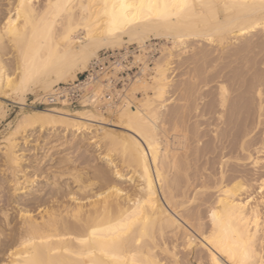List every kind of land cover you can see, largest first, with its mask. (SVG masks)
Segmentation results:
<instances>
[{"label": "bare ground", "instance_id": "6f19581e", "mask_svg": "<svg viewBox=\"0 0 264 264\" xmlns=\"http://www.w3.org/2000/svg\"><path fill=\"white\" fill-rule=\"evenodd\" d=\"M5 2L6 13L0 17V120L6 114L4 100H12L21 111L13 124L4 125L5 133L0 138V172L10 178L11 197L21 194V198L34 202L36 209L31 211L16 202L14 224L9 219L8 210H0L3 227L0 243L7 242L6 254L0 259V264H178L176 244L171 242V247L166 244V239L171 238L172 241L178 234V237L182 235L181 246L177 244L182 252L190 255L195 248L201 247L207 262L208 246L204 237L215 231L217 243L223 241L224 245H230L235 242L233 230H238L245 240L252 241L255 250L253 260L255 264H261L264 255V196L260 193L264 182V131L263 141L259 147L253 148V153L247 148L248 141L244 140L250 133L244 132L238 142V149L244 156L239 159H245L252 172L258 174L255 180L225 179L223 166L229 159L222 161L223 158L220 159L218 177L212 175L211 185L204 176V179L201 177V186L193 192L191 203L209 189L213 190V197L206 201V218H200V214H183L180 217L191 228L190 232V228H184L169 210L176 213V207L185 204L189 196L185 192L184 201L176 200L178 194H183V185L188 180L190 155L197 156L199 152L197 134L200 126L195 122L192 125L191 138L195 139L192 142L195 141L196 146L191 150L189 130L186 132V125L184 131L181 128L187 121L183 118L189 114L185 113L189 110L186 107L190 108L188 105L191 103L184 101L186 107L177 106L178 109L168 111L175 77L171 76L174 71L172 59L176 52L178 55L194 52L201 65L213 54L221 59L224 52L230 58H243L250 53L252 56L256 50L264 53V12L259 6L260 0H188L191 7L183 11L154 9L149 12L145 9L135 19L131 11L126 18L119 14L115 18L106 14L105 0ZM112 2L108 0L109 4ZM115 2L119 4V0ZM125 2L139 3V0ZM156 2L172 4L174 0ZM57 3L70 7L59 10L49 7ZM151 38L158 41V48L147 45ZM201 43H206L205 48L200 47ZM125 44L136 45V53L130 54L132 64L139 70L133 77H128L124 88L117 90L100 80L87 85L74 108H69L73 104L65 99L56 106L42 105L46 96L58 92L57 86L74 82L78 74L86 72L100 51H121ZM230 46L232 49H227L230 50L227 52L226 48ZM155 51L158 56L150 61L147 54ZM128 54L126 50L123 57ZM7 55L14 63L11 71L3 60ZM249 61L246 58L240 62L244 73L240 70L231 76L240 84L246 73L255 68ZM261 65L262 69L249 74L250 79L245 78L249 80L246 84L249 85L248 90L257 100L254 102L255 114L260 120L264 118V61ZM112 69L111 76L117 78L122 68L114 66ZM202 70L204 74L207 72L205 68ZM193 72L186 78L188 83L179 81V88L200 83ZM215 89V104L219 108L216 109L217 121L221 122L226 109L230 108V122L236 124L238 119L235 121L232 117L236 119L241 110H250L253 95L248 93L250 100L244 98L246 93L243 98L242 95L237 96L235 98L240 99L231 100L228 107L230 91L222 79ZM28 96L31 97V106L28 111H23L28 105ZM193 108L190 112L195 115L198 106ZM105 114L114 118L125 132L118 133L92 124L107 120ZM58 128L62 129L63 138L70 135L65 144H74L80 137V142L93 147L97 152L96 159L104 163L105 168L94 171L95 179L103 183L98 192H92L88 179L82 181L75 173H68L75 190L70 189L67 183H58L66 169L49 178L51 182L46 179L43 185H37L35 175L31 177L34 179L24 178L23 150L18 148L19 139L26 144L28 141L24 136L27 131L41 133ZM213 132L214 136L218 134V126ZM62 159L63 165L71 162L69 156ZM236 161L240 160L236 158ZM115 179H122L127 186L123 187ZM251 183L257 187L255 194L251 192ZM229 212L235 216L231 228L228 225ZM202 220L206 221L205 226ZM222 259L225 264H232L227 256H222Z\"/></svg>", "mask_w": 264, "mask_h": 264}, {"label": "rangeland", "instance_id": "374dc122", "mask_svg": "<svg viewBox=\"0 0 264 264\" xmlns=\"http://www.w3.org/2000/svg\"><path fill=\"white\" fill-rule=\"evenodd\" d=\"M5 9H6L5 0H0V17H3L5 15V13H6ZM148 44H151L152 48H158V41L157 40H153V38H151V40L149 42H147V45ZM193 45H195V44L193 43ZM201 45H203V46H201ZM205 46H206V43H201L200 44V47H202V48H205ZM123 47L124 48L121 51L125 52L127 50L129 54L130 53H132V54L136 53L135 52L136 51V45L125 44ZM231 47L232 46H230L229 48L227 47L226 51L229 52L230 50L228 51L227 49H230ZM152 48H150V51L152 50ZM206 49H210V48L207 47ZM104 51H107V50H103V51H100V52H104ZM121 51H116V52H121ZM193 53L188 51L185 54L178 55L179 52L178 53L176 52L175 53L176 56L172 59V64H173L172 65V67H173L172 70H174V71H173L171 76L172 77L175 76V77L173 79L174 82H173V85H172L173 87L171 88L172 90L170 89V93H172L173 95L169 94V97H170V100H171V103H170L171 105L168 106V111H173V110H175L177 108V106L178 107L179 106L180 107H186V106H184V104H185L184 101H187V104L191 103L190 105H188V106H191V107L190 108L186 107V110H187V108L189 110L185 112V113H187V114L189 113V114L187 116L185 115V117L183 118L184 121L187 120L188 122L187 121L184 122L183 120H181V121L184 122V125H183V122H182L183 126H181V128L183 129L182 131H184L185 125H186V128H187V129L185 128L186 132L188 130L190 131L192 129V127H193L192 125H194L195 123L197 124L198 127L200 126L198 128L199 131H198V134H197V137H198L197 139L200 140L199 146H198V148H199L198 151L199 152L196 153L197 156L192 155V154L190 155L189 170H188V174H189L188 180H187L186 185H183V189H182L183 194L182 193H181V195L178 194V198L176 200H177V202L184 201V198L186 196L185 192H187V196L188 195L189 196L186 197L185 204L178 205L176 207L175 212L177 214L172 212V210H169L170 213L173 216H176V218L184 226V228H186L188 230H189L190 227L180 217L184 216L183 214H186L187 216H189V214L190 215L191 214H193V215L196 214V215L199 216V214H200V216H199L200 218H202V219L206 218V207L208 205L207 202H209L212 199L213 190L209 189L207 191V193H204L202 196L201 195L197 196L198 198H196V200L193 201L194 203L193 202L191 203V200L193 199V196H194L193 192L198 190L200 188V186H201V183H202L201 177L204 176L205 180L207 179L206 181L209 183V185H211L212 184L211 182H213L211 180L212 178H214V177L217 178L218 177L217 174L220 171L219 163H220V159L221 158H223L222 161L229 159L228 162L223 166V171L226 174L225 175L226 176L225 179H234V177L235 178H243V180L245 182H247L249 180H251V181L253 179L255 180L258 177V176H256L258 174H255L254 172H252V169L250 168L249 163L247 161H245V159L244 160L239 159V158H242V157L244 158V156L241 154L242 152L238 149L239 148L238 147V142L241 140L242 136L244 135V132H245V134H246V132H248L247 134L250 133L246 138H244V140L248 141V142L246 141L247 142V148H248L249 151L252 150V153H253V148L259 147L261 142L263 141V135H262L263 133L262 132L264 131V118L260 120V119L257 118V116L255 114V107H256L255 103L257 102V100L255 101V96H254L253 92L251 94V90L250 91L248 90L249 89V85H246L249 82L248 79H250L249 78V74L251 75L252 72L262 69V67H261L262 65L261 64L264 61L263 60L264 59L263 58L264 57V53H262L263 54L262 55L261 53H259V51L256 50V51L253 52L252 56L250 55L251 53L249 55L246 54V57L245 56L243 57L244 59L243 58H237V57H236L237 59L234 58V57L230 58V56L227 55L226 52H224L223 57L221 59H218V56L213 54V55H211V57L209 56V59L207 58V60H206L207 62L206 61L202 62V65H201V61L199 62V59L196 58L193 55ZM132 54H130V55L132 56ZM157 56H158V54L156 53V51L153 52L152 54L151 53L147 54V57L149 58L150 61L153 60L154 57H157ZM246 58H247V61H249V59H250L251 62L250 61L249 62L252 64L251 66H253V68L254 67L255 68L251 69L252 72L249 71V73L248 72L246 73L245 78H248V79L244 78L245 81L243 79V81H241L242 84H240L239 80H237V79H235V78H233L231 76H233V74H235L238 71H239V73L242 71L241 70L242 69L241 68L242 65L240 64V62L245 60ZM3 60H4V63L6 64L7 68L10 71L13 70V66H14L13 64L14 63L11 60V58L8 57V55H7V56L3 57ZM192 61H194V62H192ZM196 61H197L198 64L196 63ZM214 61H216L217 64ZM204 63H205V65H204ZM203 65H204V67H202ZM206 66H207V68H206ZM195 67L199 70L200 73L198 72V70ZM192 68H195V69H192ZM200 68H202V69L205 68L207 70V72L204 74L203 72H205V71L200 69ZM214 68H215V70H214ZM256 68H257V70H255ZM192 70H194V72ZM190 71L195 73V74H193V76L196 75V78H197L196 81L200 82L199 84L197 82H195L197 84H194L196 86V88H198V89L194 88L195 87L194 85L190 86L191 89L188 86H186V88L185 87H180L179 88V86H180L179 83L180 82L188 83V80H186V78L188 79V76L192 75V72H190ZM244 71H242V73H244ZM186 72H187V74H186ZM198 74L201 76V77H199L200 79L198 78ZM221 79L226 84L228 92L230 91L229 92L230 95H228L229 96L228 97L229 98L228 101L229 100L230 101H229V103L227 102L228 103V107H230L229 104L231 105L232 101L234 102V101L240 99V97H238L236 99L235 97H237V96H241L242 95L241 97L243 98L244 97L243 95L246 93L244 98L248 100L249 98H247V97L250 96V95H248V93L250 92L249 94L253 95L251 97V99H252V102H251L252 104L251 105L253 106V109L251 108L252 106L250 105L251 106L250 110H248L247 112H245L244 110L243 111L241 110V112H240L241 114L239 113L240 115H237L235 117L236 119H234L232 117V120L236 121L238 119L236 121L237 122L236 124H235L234 121H232V122H234V124L230 122L231 121V117H230L229 111H228L230 108L228 110L226 109L227 113L224 114L225 116L223 118L225 120L222 119L221 122L217 121V114H218L217 112L218 111L216 109L219 110V108H218V106H216L217 100H216L215 95L217 96V92H216L215 88H217V83L219 81H221ZM201 82H203L205 84H203ZM203 85H205V88H204ZM245 86H246V88H245ZM187 87H188V89H187ZM122 88H124V86ZM122 88H119V89L116 88V89L117 90H121ZM200 88L202 90H200ZM182 89H185V90H182ZM195 89L197 90V92H196ZM188 91H190V94L188 93ZM236 92H237V94H236ZM191 96H193V97L191 98ZM138 97L140 98L141 96L139 95ZM199 97H201V98H199ZM178 98L182 99V100L180 101ZM174 99H175V101H174ZM187 99H189V101ZM190 99H192V101ZM30 102H31V97L28 96L27 97V104L28 105L24 108L23 111H26V110L28 111L29 110V107L31 106ZM13 104H15V103H13L12 100H4V105L6 107V114H5L4 119L0 120V138L5 133L4 125H6L7 123L13 124L15 122L16 117L20 114L21 110H20L19 106L17 104H15V105H13ZM187 104H185V105H187ZM193 104H195L194 106H196V105L198 106V111L199 112L197 111V114H195L196 116L194 115V112H192V111L190 112L191 108L194 109L193 108L194 107ZM74 107H76V104L71 105L69 108H74ZM242 113H243V115H242ZM246 113H249V114H246ZM105 116H106L107 120H104L103 122H100V123H92V124L101 125L100 127H103V128L108 129L110 131H114V132H118V133L125 132L124 128L120 127L117 124V122H115L116 120L114 118L110 117L111 118V121H110V118H108V115L105 114ZM249 117H250V119H249ZM228 122H230V123H228ZM260 122H261V124H260ZM242 123H245V124H242ZM258 123L260 124V126H259ZM170 125L167 127V129L168 128L170 129L168 131L169 134L171 133ZM243 125H245V126H243ZM252 125H254V126H252ZM215 126H218V134H216V136H214V132H213L214 129H215ZM58 129L56 131L49 130V129L47 130L46 129V130L42 131L41 133H39L38 131H27V133H26V135L24 137L27 138V141L29 143L27 142L26 144H23V142L19 139L18 148L23 150V160H24V162L22 163V167H24V169L26 171V172L24 171V175H25L24 178H26V179H34V178H31V177H32V175H35V180H36L37 185L38 184L39 185H43V184H45V180L46 179L53 178L52 176H56V175L58 176V172L61 173V172H63L62 170L66 169L65 170L66 173L64 174V177L62 179L60 178L58 180V183H60L61 185L64 184V183H67L68 187L70 189L73 188V190H75L74 189V184H73V181H72L73 179H72V177L69 176L70 173L71 174L75 173V175L79 176L80 179H83L82 181H86V179L89 180V181L87 180V183L90 182L89 184H92L91 187H90L91 189H93L92 192L93 191L94 192H98L102 188V184L103 183L100 182V181H97V179H95L94 171H95L96 168H100V169L101 168L102 169L105 168L104 163L101 160H97L96 159V155H97L96 153L97 152H95L93 147L91 148L90 146L85 145V142H83V143L80 142L81 141L80 137L77 138L74 141V144L73 143L65 144V140H69L70 139V135L67 134V135H65V138H63L62 137L63 136L62 135L63 134L62 129L61 128H58ZM189 131L187 133L189 135V138H191V137H193V135L191 133L192 130L190 131L191 135L189 134ZM217 135H218V137H217ZM192 139H194V138H191V140L189 141L188 144L190 146V149L193 147L191 150H194V148L196 146V143H195V141L192 142L193 141ZM64 156H69L70 157V161L72 163L71 162L70 163L67 162V163H64V165H63L64 161H62L63 160L62 157L64 158ZM236 158L238 160H240V161H236ZM241 163H244V164H241ZM1 165H2V162H1V158H0V171L2 169ZM69 169H71V170H69ZM67 170H69L70 172L67 171ZM18 175H19V177L21 176L20 174H18ZM212 175L214 177H212ZM204 177H203V179H204ZM70 179H72V180H70ZM50 180L51 179H49L47 182L48 183L51 182ZM54 180H57V179H54ZM115 180L118 181L123 187L127 186V184L123 183L122 179H115ZM9 182H10L9 176H7L6 174L2 175V173L0 172V210L2 208L3 209L6 208V210H8L9 219L14 224L16 222V218H17V215H16L17 214V212H16L17 211V206L15 205L16 202H19L17 204L21 203L23 205V207H26L27 209H30L31 211L35 210L36 206H35L34 202L33 203H32V201L29 202L30 200H28L27 198H25V199L21 198L20 197L21 194H15L14 197H11V195H10L11 191L10 190H11L12 185ZM254 185L255 184L253 183L252 184V188L253 189L251 188V190H252L251 192H254V194H255L258 191H257V189H255V188H257L256 186L254 188ZM48 190H49V187L46 188V191H48ZM62 200L65 201L66 199H62ZM186 200L187 201L189 200V202L187 203ZM22 205H20V206H22ZM194 211L195 212L197 211V213L198 212L199 213L197 214ZM178 212H181V214L178 215L179 214ZM204 215H205V217H204ZM205 220H202L203 223H204V226L206 225V223H205L206 221ZM1 230L3 231L1 215H0V231ZM189 231L192 232L191 228H190ZM178 236H179V234L176 236V239H172V241H170L171 238L170 239L168 238L169 240L166 239V244L169 247L172 246L173 242L177 246L176 247V251H175L176 252V261H177V263L178 264H206V261H205V258H204L205 257V255H204L205 252H203L204 250L201 252L202 248L201 247L200 248L197 247V249L195 248L196 250L194 249L192 254H190V255L185 254L184 252H182L181 247L178 246V245L181 246V237H182V235L180 237H178ZM177 238H178V240H177ZM171 242H172V244L170 245ZM5 249H7V242L3 241V242L0 243V259L5 256V254H6L5 253L6 252ZM198 250H199V252H198Z\"/></svg>", "mask_w": 264, "mask_h": 264}, {"label": "snow or ice", "instance_id": "6c2138e0", "mask_svg": "<svg viewBox=\"0 0 264 264\" xmlns=\"http://www.w3.org/2000/svg\"><path fill=\"white\" fill-rule=\"evenodd\" d=\"M260 8L264 12V0H260ZM50 8L55 9H67L70 7L68 4L61 5L59 3L55 5H49ZM105 13L113 16L115 18L117 14L127 17L129 11L132 13L133 19L141 15L145 9L149 12L152 10L168 11L169 9H175L177 11H183L191 5L188 3V0H174L172 4L168 3H157L156 0H139V3H126L125 0H119V4L113 0L111 4L108 3V0H105L104 5ZM111 9V11H109ZM17 19H19V12L17 14ZM11 22V21H10ZM7 30V29H6ZM261 196H264V182L260 187ZM214 227L216 221V213H213ZM235 219V216L229 212L228 213V225L229 228L232 226V221ZM215 231L211 236H205L204 239L207 241L208 246V256L209 260L206 264H225V261L222 259V256H227L232 264H255L253 256L255 250L252 246V241L245 240L243 235L238 232V230H233L232 238L235 241L230 245H224L223 241L217 243ZM261 264H264V255L261 258Z\"/></svg>", "mask_w": 264, "mask_h": 264}, {"label": "built area", "instance_id": "2783aa9c", "mask_svg": "<svg viewBox=\"0 0 264 264\" xmlns=\"http://www.w3.org/2000/svg\"><path fill=\"white\" fill-rule=\"evenodd\" d=\"M124 53V51L99 52L97 57L91 61L86 72L78 74V78L74 82L57 86L56 90H58V92L46 96L42 105H44V107L56 106L60 104L62 99H65L68 103L76 104L85 93L87 85L90 86L91 83L100 80L111 87L117 89L122 88L128 83V77L134 76L138 71L137 67L132 64V56L128 54L126 57H123ZM114 66L122 68L117 78L111 76Z\"/></svg>", "mask_w": 264, "mask_h": 264}]
</instances>
